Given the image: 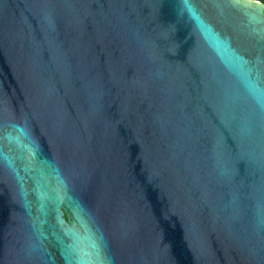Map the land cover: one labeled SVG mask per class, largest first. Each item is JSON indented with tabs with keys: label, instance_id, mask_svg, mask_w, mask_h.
I'll return each mask as SVG.
<instances>
[{
	"label": "water",
	"instance_id": "95a60500",
	"mask_svg": "<svg viewBox=\"0 0 264 264\" xmlns=\"http://www.w3.org/2000/svg\"><path fill=\"white\" fill-rule=\"evenodd\" d=\"M0 264H264V3L0 0Z\"/></svg>",
	"mask_w": 264,
	"mask_h": 264
},
{
	"label": "trees",
	"instance_id": "16d2710c",
	"mask_svg": "<svg viewBox=\"0 0 264 264\" xmlns=\"http://www.w3.org/2000/svg\"><path fill=\"white\" fill-rule=\"evenodd\" d=\"M259 1H261L262 3H264V0H259Z\"/></svg>",
	"mask_w": 264,
	"mask_h": 264
},
{
	"label": "rangeland",
	"instance_id": "374dc122",
	"mask_svg": "<svg viewBox=\"0 0 264 264\" xmlns=\"http://www.w3.org/2000/svg\"><path fill=\"white\" fill-rule=\"evenodd\" d=\"M259 1V0H258ZM261 2V1H260Z\"/></svg>",
	"mask_w": 264,
	"mask_h": 264
}]
</instances>
